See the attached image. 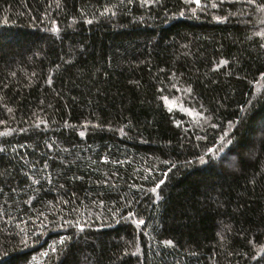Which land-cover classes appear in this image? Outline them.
<instances>
[{
  "label": "trees",
  "instance_id": "16d2710c",
  "mask_svg": "<svg viewBox=\"0 0 264 264\" xmlns=\"http://www.w3.org/2000/svg\"><path fill=\"white\" fill-rule=\"evenodd\" d=\"M0 264H264V0H0Z\"/></svg>",
  "mask_w": 264,
  "mask_h": 264
},
{
  "label": "rangeland",
  "instance_id": "374dc122",
  "mask_svg": "<svg viewBox=\"0 0 264 264\" xmlns=\"http://www.w3.org/2000/svg\"><path fill=\"white\" fill-rule=\"evenodd\" d=\"M165 105L168 108V110H170V111H180V112H182L181 111L182 110L181 107L175 101H165Z\"/></svg>",
  "mask_w": 264,
  "mask_h": 264
},
{
  "label": "snow or ice",
  "instance_id": "6c2138e0",
  "mask_svg": "<svg viewBox=\"0 0 264 264\" xmlns=\"http://www.w3.org/2000/svg\"><path fill=\"white\" fill-rule=\"evenodd\" d=\"M193 2H194V3H196L197 5H199V3H200V0H193ZM249 2H253V0H249ZM212 6H213V7H215V5H212ZM53 30H55V29H53ZM222 151H223V148H221V149H219V150H218V152H222ZM161 183H162V182H161ZM157 187H159V185H157ZM152 191H153V192H155V191H156V189H155V188H153V189H152ZM141 223H143V222L141 221ZM77 227L79 228L80 226H79V225H77ZM80 231H83V229H82V228H80ZM60 243H63V240H61V241H60ZM52 251H53V252H55V251H56V249H55V248H53V249H52Z\"/></svg>",
  "mask_w": 264,
  "mask_h": 264
}]
</instances>
